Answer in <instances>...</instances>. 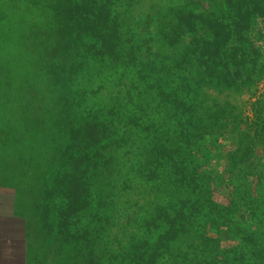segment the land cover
I'll return each instance as SVG.
<instances>
[{"label": "trees", "instance_id": "obj_1", "mask_svg": "<svg viewBox=\"0 0 264 264\" xmlns=\"http://www.w3.org/2000/svg\"><path fill=\"white\" fill-rule=\"evenodd\" d=\"M116 2L53 3L46 16L52 23L55 57L46 59L42 70L49 93L50 89L55 93L54 88L62 93L91 61L106 60L123 70L153 76L150 82L144 77L142 83L156 85L164 116L157 122L149 117L147 122H135L147 137V148L138 161L141 177L163 185L169 198L143 221L152 237L123 250L121 263L157 264L175 245L190 242L198 254L204 251L195 264H264V194L258 198L254 186L237 176L223 184L231 187V195L221 194L224 180L204 164L198 150L203 141L208 144L205 136L216 137L225 121L221 105L212 108L200 96L206 90L236 92L248 87L258 70L264 71V55L249 41L250 29L264 20V0H185L161 10L159 30L142 40L145 48L141 40L135 42V36L127 39L121 33L124 25L114 15ZM6 19V13L0 12V20ZM4 42L0 39V45ZM169 75L176 78L174 84ZM21 79L20 74L17 82ZM2 81L0 94L8 98L7 82ZM57 100L64 109L65 98L58 94ZM77 125L68 145L58 152L59 162L67 155L68 167L65 162L57 164L52 188L45 186L31 207L44 249L56 244L62 250L76 244L89 246L97 240L92 237L94 228H102L95 225L108 223L101 214L106 208L107 180L98 175L108 171L119 129L98 117ZM120 142L123 147L124 137ZM87 219L91 220L85 224ZM26 237L31 240L29 234ZM85 264L104 263L89 250Z\"/></svg>", "mask_w": 264, "mask_h": 264}, {"label": "rangeland", "instance_id": "obj_2", "mask_svg": "<svg viewBox=\"0 0 264 264\" xmlns=\"http://www.w3.org/2000/svg\"><path fill=\"white\" fill-rule=\"evenodd\" d=\"M57 1L0 0V12L7 15L6 20H0V39L5 41L0 45V78L7 82L5 89L9 91L8 98L0 94V264H85L89 250L104 264H122L123 250H130L142 238L152 237L143 221L150 218L158 203L169 198L163 185L140 175L138 160L147 148V137L135 127V122H147L148 117L157 122L164 111L160 109L155 84L142 83L145 76L135 69L123 70L121 65H109L106 60L88 62V68L73 80L70 88L62 93L54 88L57 93L52 89L49 93L42 68L45 60L50 62L55 55L51 47L52 23L46 15ZM184 1L117 0L113 9L117 22L124 25L121 33L127 39L135 36V42L141 40L140 45L145 48L142 40L149 35L154 37L159 30L161 10ZM249 41L264 55V20H257L250 29ZM20 74L22 83L17 82ZM169 76L174 84L176 78ZM152 78L145 77L149 82ZM2 84L3 81L0 92ZM58 94L65 98L64 109L57 100ZM203 94V104L212 108L214 104L221 105L225 121L216 137L205 136L208 144L203 141L198 147L200 157L224 180L221 194L231 195V187L223 184L237 176L246 178L255 188L254 195L261 197L264 71L258 70L252 83L236 92L206 90ZM94 117L116 123L120 131L109 153L108 171L104 169L98 175L107 180L106 208L101 214L108 223H93L103 229L94 228L92 237L97 240L90 241L89 246L76 244L62 250L56 244L44 249L38 241L39 222L31 207L43 195L45 186L52 188L57 164L65 162L68 167L67 155L61 162L57 157L68 145L72 130ZM122 137L126 140L123 147ZM45 174H50L49 178ZM198 252L190 247V242L175 245L157 264H195L204 253Z\"/></svg>", "mask_w": 264, "mask_h": 264}]
</instances>
